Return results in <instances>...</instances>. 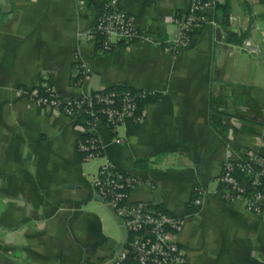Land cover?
I'll return each mask as SVG.
<instances>
[{
    "label": "crops",
    "instance_id": "0c3cea01",
    "mask_svg": "<svg viewBox=\"0 0 264 264\" xmlns=\"http://www.w3.org/2000/svg\"><path fill=\"white\" fill-rule=\"evenodd\" d=\"M109 1L0 0V264H110L127 240L91 187L102 160L82 162L76 123L29 101L42 82L65 102L111 87L155 93L142 123L125 122L120 144L97 131L114 169L142 183L131 201L181 218L175 240L188 264H264V217L224 203L216 183L228 149L264 155L260 0H230L226 27L210 11L218 27L197 31L176 59L162 49L189 0H115L155 42L101 54L76 34L92 31ZM227 32L247 38L238 46ZM76 55L90 70L78 87ZM196 187L207 193L198 206Z\"/></svg>",
    "mask_w": 264,
    "mask_h": 264
},
{
    "label": "built area",
    "instance_id": "2783aa9c",
    "mask_svg": "<svg viewBox=\"0 0 264 264\" xmlns=\"http://www.w3.org/2000/svg\"><path fill=\"white\" fill-rule=\"evenodd\" d=\"M217 2L219 0H189L182 16L174 19L176 34L164 45L163 52L176 59L191 45L192 36L197 31L204 27L216 29L218 23L210 11L214 10ZM76 37L82 44L98 45L101 54L110 53L120 46L155 42L152 36L138 28L132 17L117 8L115 0L100 8L92 31L77 33ZM74 61L73 85L78 87L87 79L90 70L78 55ZM40 86V91L37 87L30 90L28 98L43 113L61 114L74 123L81 114L88 118L81 126L76 124L80 137L87 136L85 141L79 138L77 151L83 163L102 160L91 178V187L120 221L127 235L124 246L110 264H188L175 240L182 224L181 218L131 201V192L142 184L141 181L114 169L104 156L97 136L98 129L104 128L113 142L120 144L119 132L125 122L137 125L143 121L137 98L154 97L155 93L138 91L134 95L130 90H124L103 94L104 89L65 102L46 83ZM95 105L100 108L96 110ZM228 150L216 178L220 199L226 204L240 202L249 214L264 217V155L259 150ZM206 194L204 189L194 188L192 204L200 205Z\"/></svg>",
    "mask_w": 264,
    "mask_h": 264
},
{
    "label": "trees",
    "instance_id": "16d2710c",
    "mask_svg": "<svg viewBox=\"0 0 264 264\" xmlns=\"http://www.w3.org/2000/svg\"><path fill=\"white\" fill-rule=\"evenodd\" d=\"M229 1L230 0H222V2H217L215 4L214 10H215V14L216 16H220V23L223 27H226L228 24V17H229ZM259 4L262 5L264 7V0H260ZM227 41L229 43L238 45V46H242L243 42L246 40L247 38V34H236V33H232V32H227ZM98 49V45L96 46ZM45 83V82H42ZM40 83V84H42ZM37 86V89L40 91L42 88L41 86ZM124 90H130L132 94L136 95L138 93L137 90H134L132 88H128V87H111L108 89H105L104 92H102L103 94L108 93V92H122ZM157 97H144V98H137V106H138V110L141 112L144 110V108L149 105L150 103H152ZM100 108L99 105H95V109L98 110ZM211 117H210V124L211 127L216 130L219 133L224 132V126L221 124V120H222V113H220L217 110H212L211 111ZM88 120V118L81 114L79 115V117L76 119V124L79 126H81L83 124L84 121ZM81 140L85 141L87 139V136L83 135L80 137ZM193 198V197H192ZM192 203V199L190 201ZM156 209V208H154ZM159 210V209H156ZM162 211V210H160Z\"/></svg>",
    "mask_w": 264,
    "mask_h": 264
},
{
    "label": "rangeland",
    "instance_id": "374dc122",
    "mask_svg": "<svg viewBox=\"0 0 264 264\" xmlns=\"http://www.w3.org/2000/svg\"><path fill=\"white\" fill-rule=\"evenodd\" d=\"M263 50H264V46H263ZM75 64V63H74ZM74 68H75V66H74ZM120 133H121V131L119 132V135H120ZM98 163H99V161L98 160H94V161H90V162H88V164L89 165H91V166H94V167H96L97 165H98ZM125 233V232H124ZM124 233H122L121 234V237H122V241H123V239H124V237H123V234ZM125 240V239H124Z\"/></svg>",
    "mask_w": 264,
    "mask_h": 264
}]
</instances>
